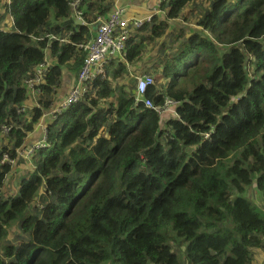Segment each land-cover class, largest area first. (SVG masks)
Segmentation results:
<instances>
[{
    "label": "trees",
    "instance_id": "obj_1",
    "mask_svg": "<svg viewBox=\"0 0 264 264\" xmlns=\"http://www.w3.org/2000/svg\"><path fill=\"white\" fill-rule=\"evenodd\" d=\"M71 1L0 0V264H264V0H164L127 44L129 63L152 61L142 100L134 82L94 80L25 159L43 112L78 80V44L113 9L84 0L82 25ZM46 59L39 107L19 113ZM148 99L175 101L177 116Z\"/></svg>",
    "mask_w": 264,
    "mask_h": 264
},
{
    "label": "built area",
    "instance_id": "obj_2",
    "mask_svg": "<svg viewBox=\"0 0 264 264\" xmlns=\"http://www.w3.org/2000/svg\"><path fill=\"white\" fill-rule=\"evenodd\" d=\"M83 1L84 0H72L70 5L74 18L83 22V24H88L84 19L83 10L80 8ZM123 1L124 0H113V9L107 15H99L94 22V24H98L97 33L92 35L89 40L78 44L79 48L85 53L83 67L79 72L77 82L72 85L65 95L60 100H57L50 109L53 118L61 114L69 106L79 102L89 91L91 87L90 83L93 80L111 79L109 69L114 61L118 58L126 61L124 57L127 41L131 34L144 23L150 21L154 14L161 12L160 3L164 0H157L159 4L153 15L141 19L128 16L127 8ZM61 41L65 40L62 39ZM50 65L51 60L46 59L36 68L35 76L26 80L29 89V101L33 100L38 103V96L41 94L40 84L44 82V75ZM126 65H129V63L126 62ZM133 76L137 80V100L140 101L148 86L153 83V76L146 73L142 75L135 73ZM151 101V99L145 100L146 105L156 109L160 115L168 112L171 106L174 105V101L171 99H167L165 105L159 107L154 105ZM35 107H39V104ZM28 108L29 105L27 102H24L18 107V112H24ZM39 126L42 128L43 136L38 140L37 146L35 144H30L29 146H22V148L19 149V155L25 159H29L33 153L42 146H47V125ZM8 131L9 129H5V134L8 133ZM5 161H10L12 163L16 162L14 159H11L8 154H5L3 157L2 162L4 163Z\"/></svg>",
    "mask_w": 264,
    "mask_h": 264
},
{
    "label": "crops",
    "instance_id": "obj_3",
    "mask_svg": "<svg viewBox=\"0 0 264 264\" xmlns=\"http://www.w3.org/2000/svg\"><path fill=\"white\" fill-rule=\"evenodd\" d=\"M123 3L125 4V7L127 8L128 16L133 17V18H138V19L147 18L148 16L153 15L156 12L158 4H159L157 0H124ZM3 12L4 11L0 9V14H2ZM92 30L96 31V28L92 26ZM131 66L135 69L136 72H142L147 69H150L151 64H149L146 61H143V62L138 61L136 64L132 63ZM74 80H75L74 78L69 79L68 81L69 84L67 85L65 84L63 88L59 90L57 100H60L65 95V93L71 87L70 85H72ZM25 102H27V104L29 105L28 109H33L35 106L38 105V103L34 102L33 100L29 101L28 98ZM50 109L47 110L44 116L35 125L33 131L29 133V136L27 137V142H26L27 144L29 145L32 144V139H34L37 133L42 132L43 134L42 128L39 125H47L51 121L52 115L50 113ZM29 165L31 164L29 163ZM26 170L28 169H26V164H25L23 165V170L21 171V173L25 172ZM29 172L31 171H28L27 174Z\"/></svg>",
    "mask_w": 264,
    "mask_h": 264
},
{
    "label": "clouds",
    "instance_id": "obj_4",
    "mask_svg": "<svg viewBox=\"0 0 264 264\" xmlns=\"http://www.w3.org/2000/svg\"><path fill=\"white\" fill-rule=\"evenodd\" d=\"M161 4V3H160ZM161 10V9H160ZM161 12H163L162 10H161ZM164 13V12H163ZM76 20V19H75ZM77 21V20H76ZM78 21H80V20H78ZM6 22H10V24H12L13 23V17H9L7 20H6ZM96 24V23H95ZM145 24V23H144ZM82 25H85V24H83V22H82ZM94 25V23L93 24H91V26H93ZM5 28V30L6 29H8L9 28V26H7V27H4ZM97 28H98V24H97V27H96V31H93L94 33H93V35L95 34V33H97ZM138 29V28H137ZM136 29V30H137ZM136 30H134V32L131 34V35H133V34H135V32H136ZM131 37V36H130ZM129 37V38H130ZM51 38H56V36H52ZM129 40V39H128ZM127 44H128V41H127ZM127 53H128V49H127V47H126V53H125V57H124V59L126 58V61H123L122 59H121V62L119 63V62H117V60H115L114 61V63L110 66V69H109V72H110V74H111V79H106V80H108V81H111V83L114 85V84H116L117 82L119 83L120 82V80H114V78H113V76H112V69L114 68V66H116V65H118V64H123V65H125V67H127V76L128 77H130L131 78V80L136 84V94H138V89H137V80L134 78V74L135 73H137V74H150L151 73V70L150 69H147V70H145L144 72L145 73H143V72H136L135 71V69L131 66V64L132 63H129V61H128V59H127ZM47 55H51L50 54V51H47ZM126 62H128L129 63V65H126ZM79 75V74H78ZM150 75H152V74H150ZM153 76V75H152ZM78 78V77H77ZM101 80V79H100ZM94 81V80H93ZM93 81L90 83V89H89V91L86 93V94H89L90 92H92V91H94L93 93H95L98 89L97 88H95L94 90H93V88H92V83H93ZM153 81H154V77H153ZM150 86V85H149ZM147 91V90H146ZM146 93V92H145ZM85 94V95H86ZM153 101V100H152ZM34 108H36V107H34ZM51 111V110H50ZM47 111H45V112H43V114H42V116H41V118L44 116V114L46 113ZM165 114H170V116H166ZM161 117H163V118H168V117H175V116H177V113H176V102L174 101V105L173 106H171V108H170V110L168 111V112H166V113H164V114H162V115H160ZM40 118V119H41ZM40 119H39V121H40ZM52 119H53V116H52ZM52 119H51V121H52ZM38 121V122H39ZM50 121V122H51ZM37 122V123H38ZM36 123V124H37ZM49 124V123H48ZM47 124V125H48ZM206 137H209V134H207V136ZM47 139H48V137H47ZM45 147H47V146H45Z\"/></svg>",
    "mask_w": 264,
    "mask_h": 264
},
{
    "label": "rangeland",
    "instance_id": "obj_5",
    "mask_svg": "<svg viewBox=\"0 0 264 264\" xmlns=\"http://www.w3.org/2000/svg\"><path fill=\"white\" fill-rule=\"evenodd\" d=\"M197 3L199 4V8H200V9H202L203 7H205V4H204V3L201 4V0H197ZM157 46H158V45H157ZM149 57H150V54H149V53H145V55L142 56V59H141L139 62L146 61V62H150V63H152V61L149 60ZM142 72L145 73L144 71H142ZM150 74H152V75L154 76V73H153V72L150 73ZM71 77H72V76H71ZM119 80H120V82H119V83L117 82L118 84H120L121 82H128L129 84H131V83L133 82V81L131 80V78L127 76V74L125 75V78H120ZM68 81H69V80H68ZM156 82H160V80H156ZM117 83L114 84V86H116ZM47 132H48V129H47ZM42 136H43L42 132L37 133V134L35 135L34 139H32V144H35V145L37 146L38 140H39ZM47 137H48V133H47ZM47 141H48V139H47ZM47 143H48V142H47ZM47 143H46V144H47ZM43 147H45V146H42L41 148H43ZM32 161H33V157H32ZM31 168H34V165H29V166L26 167V169H28V171H31ZM31 175H32V174H31ZM9 182H10V181H8V183H9ZM8 183H7V184H8ZM9 185H10V183H9ZM255 188H256V186L254 185V186H253V189H252V191H251L250 198L254 199V200L257 202V204H258L259 206H261V205H262V202L260 201V198H259V196H258L257 191L255 190ZM5 191H9L8 194L10 193V190H8V189H6ZM258 254H259V255H258V262H259L260 260H262V261L264 262V252H263V251H258Z\"/></svg>",
    "mask_w": 264,
    "mask_h": 264
},
{
    "label": "water",
    "instance_id": "obj_6",
    "mask_svg": "<svg viewBox=\"0 0 264 264\" xmlns=\"http://www.w3.org/2000/svg\"><path fill=\"white\" fill-rule=\"evenodd\" d=\"M76 22H77V24H82L81 21H78V20H77ZM93 26L96 28V27H97V24H94Z\"/></svg>",
    "mask_w": 264,
    "mask_h": 264
},
{
    "label": "bare ground",
    "instance_id": "obj_7",
    "mask_svg": "<svg viewBox=\"0 0 264 264\" xmlns=\"http://www.w3.org/2000/svg\"><path fill=\"white\" fill-rule=\"evenodd\" d=\"M156 111V110H155ZM160 115V114H159ZM18 160V159H17Z\"/></svg>",
    "mask_w": 264,
    "mask_h": 264
}]
</instances>
